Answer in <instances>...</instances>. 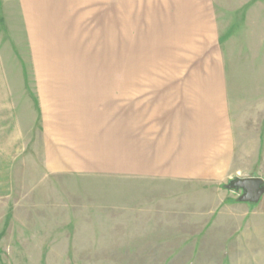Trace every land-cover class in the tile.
Segmentation results:
<instances>
[{
	"label": "crops",
	"instance_id": "0c3cea01",
	"mask_svg": "<svg viewBox=\"0 0 264 264\" xmlns=\"http://www.w3.org/2000/svg\"><path fill=\"white\" fill-rule=\"evenodd\" d=\"M1 1L20 20L40 120L36 136H0V205L13 203L29 168L18 163L31 141L42 160L35 169L45 178L124 177L131 179L113 188L149 192H110L102 214L79 213L85 220L107 213L102 219L118 221L128 235H140L142 227L148 237L175 236L185 227L182 236L194 238L173 250L180 253L220 245L228 233L217 228L225 214L212 217L211 235L190 234L205 217L198 209L204 202L150 195L160 187L218 186L249 157L240 136L256 130L250 115L238 120L229 100L216 0ZM231 203L251 205L234 197ZM190 205L196 211L188 212ZM252 234L259 239L257 264L264 261L257 259L264 255V229Z\"/></svg>",
	"mask_w": 264,
	"mask_h": 264
},
{
	"label": "rangeland",
	"instance_id": "374dc122",
	"mask_svg": "<svg viewBox=\"0 0 264 264\" xmlns=\"http://www.w3.org/2000/svg\"><path fill=\"white\" fill-rule=\"evenodd\" d=\"M237 1L216 0V11L221 48L226 67L231 72L227 78L229 100L238 120L250 115L256 130V136H240L249 157L232 168L227 179L218 186L160 187L150 194L204 202L205 205L198 209L205 217L197 226L189 227L190 234L211 235L212 217L219 212L225 214L217 228L228 233L218 238L220 245L212 249L211 245H207L204 249L209 251L180 253L173 250L179 243L194 238L182 236L186 232L185 227L173 230L175 236L148 237L142 234V227L140 235H128L130 231L117 226L118 221L102 219L107 213L104 216L93 215V220H85L79 213L102 214L101 203L110 192L113 193L111 197L127 194L147 197L149 192L147 188H127L131 185H125L126 190L113 188L116 186L113 182L123 180L127 184L131 179L124 177L85 174L45 178L35 169L42 164V160L31 148L35 143L30 141L26 156L18 163L29 166L26 168L28 172L20 174L23 180L15 186L13 203L0 205V264L255 263L254 254H258L259 250L253 245L256 246L259 239L255 240L252 231L264 229V193L256 203H249L250 207H234L231 203L233 197L237 202H245L240 201L241 193L226 186L235 179L248 176L264 179V0H239L241 8L236 6ZM234 3L236 9H232ZM29 68L19 17L14 13V8L4 7L0 0V136H36L40 118L36 93L30 91ZM3 116L8 120H3ZM187 206L183 205V210ZM190 208L188 212L196 211L192 205ZM69 211L72 212L68 214ZM229 213L235 215L234 219L227 216ZM101 226L105 229H101ZM156 232L161 234L163 230ZM229 233L234 236L230 237ZM210 239V236L204 238L207 241ZM232 240L235 245L231 243ZM263 257L258 255V261L261 258L264 260ZM257 264H264V261Z\"/></svg>",
	"mask_w": 264,
	"mask_h": 264
},
{
	"label": "water",
	"instance_id": "95a60500",
	"mask_svg": "<svg viewBox=\"0 0 264 264\" xmlns=\"http://www.w3.org/2000/svg\"><path fill=\"white\" fill-rule=\"evenodd\" d=\"M226 187L241 193L240 201L256 203L264 193V180L259 177L238 178Z\"/></svg>",
	"mask_w": 264,
	"mask_h": 264
}]
</instances>
